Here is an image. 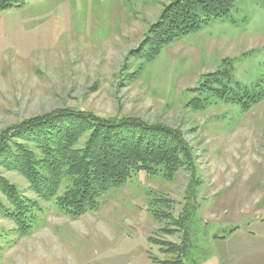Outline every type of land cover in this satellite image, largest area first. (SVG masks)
Segmentation results:
<instances>
[{"label":"rangeland","instance_id":"1","mask_svg":"<svg viewBox=\"0 0 264 264\" xmlns=\"http://www.w3.org/2000/svg\"><path fill=\"white\" fill-rule=\"evenodd\" d=\"M173 1L21 0L0 11V142L68 108L171 127L193 159L170 178L132 173L78 218L0 169L42 210L21 235L0 191V264H162L173 257L162 244L182 246L183 264H264V0H235L160 50L144 46ZM156 197L169 219L149 211Z\"/></svg>","mask_w":264,"mask_h":264},{"label":"trees","instance_id":"2","mask_svg":"<svg viewBox=\"0 0 264 264\" xmlns=\"http://www.w3.org/2000/svg\"><path fill=\"white\" fill-rule=\"evenodd\" d=\"M20 1L0 0V11L19 5ZM234 5L235 0H175L149 30L143 45L160 50L176 37L199 30L208 20L228 15ZM247 99L256 100L240 93L232 100L241 103ZM4 135L0 142V169L22 175L40 201L53 200L73 218L96 210L99 197L122 186L134 172L161 171L170 178L193 162L180 131L132 118L110 121L75 109L64 108L36 117L8 128ZM85 139L82 147L80 142ZM0 191L7 205H11L7 215L21 235L27 234L35 221L33 214L42 211L40 206L19 194L1 171ZM164 205L156 197L149 202V211L159 220H167L160 209ZM165 245L170 247L160 251L173 257L160 263L183 264L185 249L172 244L161 247Z\"/></svg>","mask_w":264,"mask_h":264}]
</instances>
